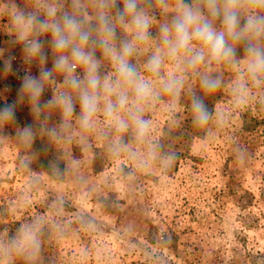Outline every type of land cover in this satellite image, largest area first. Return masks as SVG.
<instances>
[{
    "label": "clouds",
    "instance_id": "clouds-1",
    "mask_svg": "<svg viewBox=\"0 0 264 264\" xmlns=\"http://www.w3.org/2000/svg\"><path fill=\"white\" fill-rule=\"evenodd\" d=\"M0 24V68L19 81L11 100V86L0 88V140L23 107L35 121L17 132L25 148L46 134L143 167L160 158L157 114L174 128L187 112L206 130L226 111L264 105V0H0ZM221 91L227 109L210 108ZM40 233L37 221L0 243V264L34 261Z\"/></svg>",
    "mask_w": 264,
    "mask_h": 264
},
{
    "label": "rangeland",
    "instance_id": "rangeland-1",
    "mask_svg": "<svg viewBox=\"0 0 264 264\" xmlns=\"http://www.w3.org/2000/svg\"><path fill=\"white\" fill-rule=\"evenodd\" d=\"M228 100L221 91L205 102L226 110ZM17 119L0 140V243L40 221L41 248L11 264H264V105L226 111L206 130L187 112L174 128L157 114L160 158L143 167L46 134L25 148L17 132L35 121L23 107Z\"/></svg>",
    "mask_w": 264,
    "mask_h": 264
},
{
    "label": "built area",
    "instance_id": "built-area-1",
    "mask_svg": "<svg viewBox=\"0 0 264 264\" xmlns=\"http://www.w3.org/2000/svg\"><path fill=\"white\" fill-rule=\"evenodd\" d=\"M14 64L19 66L22 64V61L20 59H17L16 61H14ZM33 74H38V69H36L35 67H33L32 69ZM11 82H14L16 84H19V81L13 77H5L4 74L2 72H0V88H2L4 86V84H9L11 86ZM50 95V93H49ZM3 99V97H0V101Z\"/></svg>",
    "mask_w": 264,
    "mask_h": 264
}]
</instances>
